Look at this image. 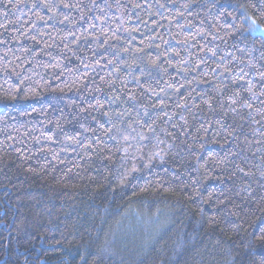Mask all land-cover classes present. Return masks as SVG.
Wrapping results in <instances>:
<instances>
[{"label": "trees", "instance_id": "1", "mask_svg": "<svg viewBox=\"0 0 264 264\" xmlns=\"http://www.w3.org/2000/svg\"><path fill=\"white\" fill-rule=\"evenodd\" d=\"M262 6L0 0V264H264Z\"/></svg>", "mask_w": 264, "mask_h": 264}, {"label": "snow or ice", "instance_id": "2", "mask_svg": "<svg viewBox=\"0 0 264 264\" xmlns=\"http://www.w3.org/2000/svg\"><path fill=\"white\" fill-rule=\"evenodd\" d=\"M261 5H264V0H260ZM35 6V5H34ZM65 7H69V5L65 4ZM253 7H256V5H252ZM47 7V5H45ZM260 15L264 16V6L260 8ZM243 19L248 22V29L247 31L251 32L252 34H259L262 38H264V28H262L260 25L256 23L255 20L249 18L248 16H243ZM262 79H264V75H262ZM250 90V89H249ZM264 94V93H262ZM253 98H255V94H253ZM246 106L251 107L250 104H247ZM261 238L264 239V228H261ZM81 260L85 261V264H87V261L85 260L84 256H81Z\"/></svg>", "mask_w": 264, "mask_h": 264}, {"label": "rangeland", "instance_id": "3", "mask_svg": "<svg viewBox=\"0 0 264 264\" xmlns=\"http://www.w3.org/2000/svg\"><path fill=\"white\" fill-rule=\"evenodd\" d=\"M252 19V18H251ZM263 28V27H262ZM256 35H259V34H256ZM260 36V35H259Z\"/></svg>", "mask_w": 264, "mask_h": 264}]
</instances>
